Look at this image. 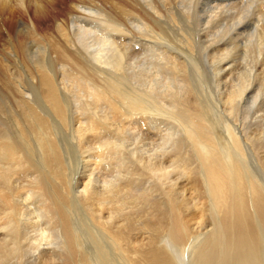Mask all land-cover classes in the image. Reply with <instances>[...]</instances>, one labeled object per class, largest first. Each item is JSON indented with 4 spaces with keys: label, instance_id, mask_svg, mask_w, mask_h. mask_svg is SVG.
I'll list each match as a JSON object with an SVG mask.
<instances>
[{
    "label": "bare ground",
    "instance_id": "bare-ground-1",
    "mask_svg": "<svg viewBox=\"0 0 264 264\" xmlns=\"http://www.w3.org/2000/svg\"><path fill=\"white\" fill-rule=\"evenodd\" d=\"M183 1L0 0V264H25L24 242L40 228L35 214L58 231L59 239L42 240L60 248L41 250L35 241L37 255L29 256L38 264H264V83L251 66L248 79L226 90L229 62L212 67L191 43L172 44L160 22L177 26L196 7L187 0L178 11ZM98 28L117 50L114 61L90 53L88 35ZM154 38L162 47L155 63L125 71L127 59L152 51ZM187 57L208 75L217 115L200 103ZM173 120L177 131L161 139L162 155L126 157L109 137L129 126L155 140ZM91 146L97 157L76 161L84 173L74 182L68 150L87 154ZM102 159L99 185L90 176Z\"/></svg>",
    "mask_w": 264,
    "mask_h": 264
},
{
    "label": "rangeland",
    "instance_id": "rangeland-1",
    "mask_svg": "<svg viewBox=\"0 0 264 264\" xmlns=\"http://www.w3.org/2000/svg\"><path fill=\"white\" fill-rule=\"evenodd\" d=\"M122 1L124 2V1H127V0H122ZM194 3H195L194 6H196V7H194V9H192V7H191V10H188L189 7L187 8V10L184 9L185 7H187V4H188L187 3V0H184L182 2V5H179L178 11H181V10L182 11H185L186 10V13H185V15L183 17H181L182 19L177 23V26H174L176 28V30H175L174 27L172 28L171 25H169V21L167 19H163L164 22H163V20H161L160 27H161V29H163L162 31L166 35L168 34L167 36H169L170 39L172 40V44H175L176 46H181V48H183V46H186L188 42L191 43L192 46L194 47V53L195 54L194 53L193 54L195 56L199 57V60H201L202 63L203 62L204 63H208L212 67H219L221 65L220 62H223L225 60L227 62H229L231 64V67L233 66V69H234L233 70V74L231 73L232 76L231 75L226 76V78H224L221 81L222 85L225 84V82L228 84V85L227 84L225 85L226 86V90H229L230 87H231V89H232V87H236V85L239 84V81L240 80L242 81V79L244 80V78H245V80L248 79V76H249L247 74L249 72L248 69L250 68V70H251L255 66H257V71H258L256 73L259 75L258 76L259 78L257 77V79L255 80L256 81V84L258 85V84L264 83V70H263L264 69V30H263L264 29V0H234V1L233 0H218V1L217 0H204V1L203 0H194ZM196 4L198 5V7H197ZM110 7L115 8V6L112 5V4L107 5V8L108 9H111ZM204 7H206V9H204ZM172 8H174V7L172 6ZM172 8H171V10H172ZM205 11H207V12H205ZM199 14H200V18H198L199 17ZM208 14L210 16H208ZM213 15H215V16H213ZM194 16H196V17L194 18ZM201 17H203V19ZM196 18H197V20H196ZM189 20H190V22H189ZM185 24H187V25H185ZM179 28L184 29L183 30L184 33L183 32H178L179 31ZM185 28L187 30H185ZM172 29H173V31H172ZM259 29H261V30H259ZM96 30L97 31L99 30V32H97ZM102 33H103V35H102ZM178 33H179V35H177ZM105 34H106V31L105 30H102V29L98 28V29H93L92 33L88 35V38L90 37L88 39L89 40L88 42L92 46L90 48V53L91 52L98 53V50H100V51H102V55L105 58H111V59L113 58L112 61H114V59L116 58L115 55L117 54V50L116 51L114 50V47L111 45V43H110L109 40L108 41L105 40L106 37L108 39L107 34H106V36H105ZM91 36L92 37L94 36L93 37L94 39H92ZM102 37H104L105 39L102 38ZM154 40L157 42L158 45L156 44L154 46V48L151 49L152 51L142 52L140 55H138V58H136L134 62L131 60V58H130V60L127 59V61H126L127 65L125 64L126 67L124 66L123 69L126 71L127 68H128V73H129V71H130L129 68L131 66H134L135 65V67L137 66L138 68H141V70L140 69L139 70L142 73L144 70L145 71L147 70V67H149L148 64L150 62L155 63L156 58H153V57H155L156 54H160L161 53V48L162 47L160 46L159 41H157L155 38H154ZM175 47H171V48H175ZM101 49H103V50H101ZM172 50L173 51H176L174 49H172ZM176 52H174V53H176ZM151 53H153V55ZM113 54H115V55H113ZM182 56H185V54L182 53ZM150 57H152V60H151ZM258 58H260L259 64H257ZM153 59H155V61H153ZM187 59H188L187 62H188L189 74H191V75L194 76V78L196 79V80H194V82H195V84H198L199 90L201 91V96L199 97L200 103H203L204 102L206 105L208 104V110H210V112L213 113V115H217L218 112H216V110L218 109V106L220 105V102L221 101H220V99L218 97H216L213 94V90L210 88L209 81L207 79L208 78V75L206 74L207 75L206 76L204 74V72H202V69L200 67H199L200 68L199 69L200 71H198L197 68L194 67V64H192V60H189L188 57H187ZM116 61L117 60H115V63L117 64ZM248 63H250L252 65H250ZM261 63L263 65L262 68L260 67ZM111 64H113V62H111ZM116 64H113L112 66H115ZM112 66H110L109 71L110 72L113 71V74H115L116 71H118L117 73H119V70L117 69V67L115 66V68L112 69L111 68ZM127 66H129V67H127ZM251 66H253V67L251 68ZM142 68H143V71H142ZM115 69H116V71H115ZM216 69L218 70V68H216ZM196 72H199V74H202V76L200 75V77H197ZM130 73H131V71H130ZM158 74H159V76L162 79V75H164V74H160L159 72H158ZM245 74H247L248 76L245 75ZM163 77L165 78V75ZM228 80L229 81H233V83L229 82ZM201 85H203V87ZM204 85H205V87L207 86L206 87L207 89L205 88L207 91L205 89H202V88H204ZM222 85H220V86H222ZM75 87H76V85H74V88ZM228 87H229V89H228ZM210 89H211V91H210ZM204 92H206V93L208 92L210 95L208 93L206 94ZM226 92L227 91H223L222 90V93L225 94ZM201 97H203V98H201ZM203 99H204V101H203ZM208 102L211 103V104H209ZM101 112H102L101 109H97L96 110V113L98 115ZM217 120H219V119H217ZM178 122H180V121H178ZM172 124H168L167 123V124L164 125V127H160V130L162 129L161 132H160V134L163 133V134H161V136L154 129L155 132L158 134V137H156V139H155L156 141L153 140V139L148 138L147 136H145L144 135L145 134V131L144 130L142 131L140 127H137V129H136L134 127H129V126H127L126 130L123 133H120V131H118V132L116 131L117 133H112V134L109 135V137L111 138V135H112V137H113L112 142H113V145L114 146H118L120 144L121 146L119 145L118 147H120V148H122V149H124V150H126V151L129 152V154H124V156H126V157H129L131 155L130 157L133 158V156L135 157V156H137V154L140 157L141 156L142 157H149V156L162 155V153L164 152L163 149L166 148V146H167L165 144L164 145L162 144V142H163L162 140H164L165 135L170 137L171 135H175V133L177 131V129L175 130V128L178 127V123L175 122V120H173L172 121ZM172 126H173V128H172ZM63 133H64L65 136L66 135H68L69 137L71 136V134H70L69 131H62L61 136L63 135ZM127 133H128V138H125V137H127L126 136ZM139 133H140V135H139ZM136 134H137V136H136ZM143 135L145 136V138L147 137L146 140L142 138ZM68 136L66 138L67 142L70 141V138ZM162 136H164V137H162ZM139 137L142 138L143 140L141 141V139ZM157 138L159 139V141H158ZM128 139H130V140H128ZM114 140H116V141H114ZM149 140H150V142H148ZM112 142L109 145V148H105V151L108 150V149H110V148H113L111 146L112 145ZM156 142L158 144H156ZM148 145H151V146H148ZM156 145L158 146V148H160L161 151L158 148L154 149V147H156ZM30 146L33 147V148H35L36 144L34 142H31V145ZM30 146H29V148H30ZM86 147H88V146H85V148ZM33 148L30 149V150L33 151ZM88 148H90V147H88ZM137 148L139 149V151H138ZM142 148H144V149H142ZM94 149H95V147L91 146V149L90 150L92 152L85 154V153L82 152V150L79 147H77V148H74L73 147L72 149L69 148L68 151H70V153L68 155L71 156V158H72V164L74 165V167H73V174H70L69 173L70 174L69 176H71V178L74 179V182H76V180L80 177V175L84 173V172L83 173L80 172V168L77 167V162L76 161L83 154L88 159L92 155L95 156V157H97V155H95L93 153V150ZM148 149L149 150L151 149V152ZM143 150H145V151L148 150L149 151V152L148 151L146 152L147 153L146 156H145L146 153L143 152ZM94 151H96V150H94ZM140 151L142 153H144V154L142 155ZM155 151H156V153H155ZM158 151H160V153ZM29 153H30L31 157L34 158V155L31 154V152H29ZM118 159H119V157H118ZM125 159H126V161L129 160V158H125ZM35 162H38V161H35ZM122 163H123V165H125L124 162H122ZM105 165H107V164H105V160L102 159L101 162H100V165H98L99 170H97V171H95L93 173L95 175V177H94L93 174L91 175L93 177L90 176V179L92 180V182H94V183L96 182L98 184L99 183L98 181H100L99 185H102V180H103V184H104V181L106 179L105 178L106 177L105 175L107 174V172H106L107 168L105 169ZM102 166H104V167H102ZM121 167H123V166L121 165ZM102 170L105 171V172L102 173L103 172ZM89 175H90V173L89 174H86V176H89ZM96 177L97 178L99 177V178L97 179ZM20 179L22 180V177H20L18 179H14L13 181L15 182L16 185H19L21 183L23 184V180L21 181ZM25 208L26 207H24V211H23L25 214H28V212L29 213L31 212V210H28V207L26 209ZM73 214H75V213H73ZM34 216L36 217V219L34 218V221L35 220L37 221L39 219V225H40V228L41 229H44V228L45 229H47V228L49 229L50 228V229H52V230L54 229V230L53 231L52 230H48L47 231V230L44 229V232H43V230H42V232H40L41 229L39 228V226H36L33 229H31L30 235H31L32 238H35V240H28L29 242L28 241H25L24 242V245H25L24 248L28 249L27 251L24 249V251H26L25 252L26 255H24L25 258H26L24 260L25 261V264H38V262H37L38 260H34V258H33V257H35L37 255L36 250L38 248L36 246H39V248L41 250L42 249L43 250H51L52 249L51 246H50L51 244H52V247L53 246L54 247H57V245H58V240L57 241H53V240H55V239H57L59 237L57 235L58 234L57 233L58 231L55 230V227L52 226V225H50L49 223H47L43 218L37 217V214H35ZM81 226H82V223H80V227ZM94 231H96V233L98 232L96 229ZM44 234H45V236L48 234L47 235L48 238L50 237L49 234L50 235L52 234L49 239H52L53 236L56 237L53 240H51L52 242L49 240L51 243H49V241H47L48 240L47 237L44 238V240L47 239L45 241L46 243L45 242L44 243L49 247V249L47 247L44 248V246H45L44 243H41L42 241H44V240H42V238L44 237ZM34 235H37V236H34ZM40 235H42L41 236L42 238L40 237ZM35 241H38V242L36 243ZM34 242H35V244H37L36 246H34L35 245ZM39 242H40V244L42 245L43 248L41 247V245H38ZM55 249H60V248L57 247ZM31 253H32V256L33 257L32 256H29V255H31ZM34 253H35V255H34ZM27 257H29V258H27ZM17 260L11 259L10 262H12V261H15L16 262ZM15 262L14 263L12 262L11 264H16L17 262L19 264V261H17L16 263Z\"/></svg>",
    "mask_w": 264,
    "mask_h": 264
}]
</instances>
